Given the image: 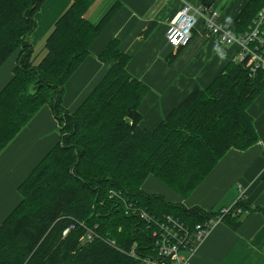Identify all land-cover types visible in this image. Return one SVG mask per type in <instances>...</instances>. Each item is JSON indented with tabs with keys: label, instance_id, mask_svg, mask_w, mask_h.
Returning <instances> with one entry per match:
<instances>
[{
	"label": "trees",
	"instance_id": "1",
	"mask_svg": "<svg viewBox=\"0 0 264 264\" xmlns=\"http://www.w3.org/2000/svg\"><path fill=\"white\" fill-rule=\"evenodd\" d=\"M45 1L0 0V67L18 54L14 76L0 92V152L45 105L52 107L61 133L20 185L22 202L0 225V264H143L131 251L141 257L154 253L152 228L129 202L158 219L175 216L191 229L217 216L221 210L188 208L142 185L154 175L186 198L231 148L256 144L249 107L264 90V70L252 73L247 60L230 62L148 130L139 126V109L149 87L130 74L131 56L113 39L100 55L110 69L71 113L63 104L66 83L120 2L92 22L86 13L95 0H73L38 59L28 37ZM263 7L264 0H249L229 28L243 34ZM230 209L222 221L234 229L251 210L243 199Z\"/></svg>",
	"mask_w": 264,
	"mask_h": 264
},
{
	"label": "crops",
	"instance_id": "2",
	"mask_svg": "<svg viewBox=\"0 0 264 264\" xmlns=\"http://www.w3.org/2000/svg\"><path fill=\"white\" fill-rule=\"evenodd\" d=\"M116 14L92 43L89 56L68 80L63 104L75 112L111 63L100 59L108 44L117 39L130 54L127 69L149 90L142 100L139 126L154 130L196 87H207L233 61H240L239 44H223L200 19L193 38L172 61L176 52L167 43V27L177 15L182 0H95L86 17L97 22L115 2ZM194 6L209 2L221 12V22L230 27L249 0H185ZM73 0H46L36 13L37 28L28 37L35 47L45 41L59 16ZM18 54L0 67V92L14 76ZM259 135L247 149L231 148L207 178L188 197L153 176L143 185L168 201L206 211L232 208L239 199L250 207L241 225L234 229L220 221L202 242H194L192 264H264V90L249 107ZM61 140L60 124L49 105L42 107L16 137L0 152V225L22 202L20 185Z\"/></svg>",
	"mask_w": 264,
	"mask_h": 264
},
{
	"label": "built area",
	"instance_id": "3",
	"mask_svg": "<svg viewBox=\"0 0 264 264\" xmlns=\"http://www.w3.org/2000/svg\"><path fill=\"white\" fill-rule=\"evenodd\" d=\"M200 19L204 20L205 27L212 35H217L223 44H239L240 61L247 60L252 73L259 69L264 70V7L260 10L252 25L241 35L233 33L231 28L225 27L221 22V12L213 4L206 2L200 6H194L188 1L182 0V5L170 21L165 33L167 43L173 50L189 44L193 38ZM118 193L113 192V195ZM129 208L137 211L143 220L150 223L154 237V253L140 256L133 249L131 255L141 259L143 264H192V258L186 252L194 253V242H202L208 231L231 209L224 208L217 216L211 217L205 223H198L193 229L184 224L179 218L167 215L161 219L153 217L145 208L138 207L129 202ZM239 212L241 209L238 210ZM93 230L87 234L88 240H92Z\"/></svg>",
	"mask_w": 264,
	"mask_h": 264
},
{
	"label": "rangeland",
	"instance_id": "4",
	"mask_svg": "<svg viewBox=\"0 0 264 264\" xmlns=\"http://www.w3.org/2000/svg\"><path fill=\"white\" fill-rule=\"evenodd\" d=\"M43 45H44V41L43 42H41V43H38L36 46H35V52H36V55L38 56V59H40L42 56H43V50H42V48H43ZM154 178H157V177H155L154 175H152ZM149 177H151V176H149ZM148 177V178H149ZM147 178V179H148ZM146 179V180H147ZM158 179V178H157ZM146 180H145V182H146ZM159 180V179H158ZM160 181V180H159ZM144 182V183H145ZM160 182H162V181H160ZM144 183H143V185H144ZM163 183V182H162ZM143 185H142V188H143ZM152 194H159V193H152ZM161 195V194H160Z\"/></svg>",
	"mask_w": 264,
	"mask_h": 264
}]
</instances>
